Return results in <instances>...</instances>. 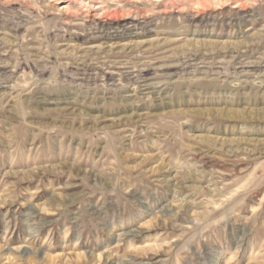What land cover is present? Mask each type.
<instances>
[{"label": "rangeland", "instance_id": "rangeland-1", "mask_svg": "<svg viewBox=\"0 0 264 264\" xmlns=\"http://www.w3.org/2000/svg\"><path fill=\"white\" fill-rule=\"evenodd\" d=\"M0 264H264V0H0Z\"/></svg>", "mask_w": 264, "mask_h": 264}, {"label": "bare ground", "instance_id": "bare-ground-1", "mask_svg": "<svg viewBox=\"0 0 264 264\" xmlns=\"http://www.w3.org/2000/svg\"><path fill=\"white\" fill-rule=\"evenodd\" d=\"M132 11H133V10H132ZM124 14H125V13H124ZM124 14H123V15H124ZM123 15H122V16H123ZM126 15H128V14H125V16H126ZM136 15H137V14H136ZM126 17H127V16H126Z\"/></svg>", "mask_w": 264, "mask_h": 264}]
</instances>
